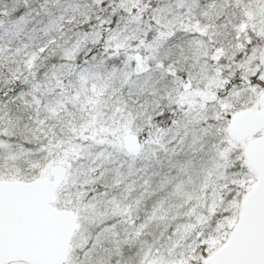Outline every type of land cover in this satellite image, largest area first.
Returning a JSON list of instances; mask_svg holds the SVG:
<instances>
[{"label": "snow or ice", "instance_id": "1", "mask_svg": "<svg viewBox=\"0 0 264 264\" xmlns=\"http://www.w3.org/2000/svg\"><path fill=\"white\" fill-rule=\"evenodd\" d=\"M0 264H264V0H0Z\"/></svg>", "mask_w": 264, "mask_h": 264}]
</instances>
